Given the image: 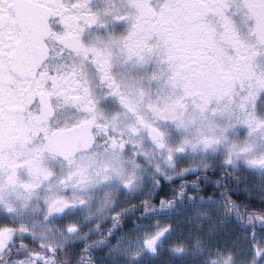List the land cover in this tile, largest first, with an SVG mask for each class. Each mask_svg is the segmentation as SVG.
Instances as JSON below:
<instances>
[{"label":"snow or ice","instance_id":"obj_1","mask_svg":"<svg viewBox=\"0 0 264 264\" xmlns=\"http://www.w3.org/2000/svg\"><path fill=\"white\" fill-rule=\"evenodd\" d=\"M0 264H264V0H0Z\"/></svg>","mask_w":264,"mask_h":264},{"label":"flooded vegetation","instance_id":"obj_2","mask_svg":"<svg viewBox=\"0 0 264 264\" xmlns=\"http://www.w3.org/2000/svg\"><path fill=\"white\" fill-rule=\"evenodd\" d=\"M25 17H26V22H31V15H30V13H28V12H26L25 13Z\"/></svg>","mask_w":264,"mask_h":264}]
</instances>
